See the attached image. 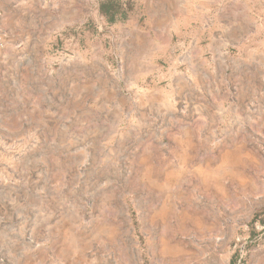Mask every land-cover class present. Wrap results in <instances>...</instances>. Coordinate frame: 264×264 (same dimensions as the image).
<instances>
[{"label":"rangeland","instance_id":"obj_1","mask_svg":"<svg viewBox=\"0 0 264 264\" xmlns=\"http://www.w3.org/2000/svg\"><path fill=\"white\" fill-rule=\"evenodd\" d=\"M0 35V264H264V0H0Z\"/></svg>","mask_w":264,"mask_h":264},{"label":"trees","instance_id":"obj_2","mask_svg":"<svg viewBox=\"0 0 264 264\" xmlns=\"http://www.w3.org/2000/svg\"><path fill=\"white\" fill-rule=\"evenodd\" d=\"M112 1H106L101 4L102 11L107 15L109 21L115 22L118 20L117 11L114 8ZM126 15L123 13L120 18H124Z\"/></svg>","mask_w":264,"mask_h":264},{"label":"built area","instance_id":"obj_3","mask_svg":"<svg viewBox=\"0 0 264 264\" xmlns=\"http://www.w3.org/2000/svg\"><path fill=\"white\" fill-rule=\"evenodd\" d=\"M4 40L3 37L0 35V48L3 46Z\"/></svg>","mask_w":264,"mask_h":264}]
</instances>
